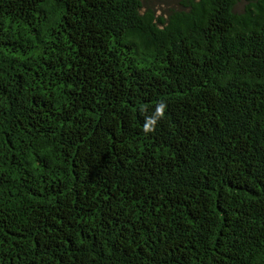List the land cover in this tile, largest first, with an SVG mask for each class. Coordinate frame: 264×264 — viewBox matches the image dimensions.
<instances>
[{
    "label": "trees",
    "instance_id": "16d2710c",
    "mask_svg": "<svg viewBox=\"0 0 264 264\" xmlns=\"http://www.w3.org/2000/svg\"><path fill=\"white\" fill-rule=\"evenodd\" d=\"M0 264H264V0H0Z\"/></svg>",
    "mask_w": 264,
    "mask_h": 264
},
{
    "label": "rangeland",
    "instance_id": "374dc122",
    "mask_svg": "<svg viewBox=\"0 0 264 264\" xmlns=\"http://www.w3.org/2000/svg\"><path fill=\"white\" fill-rule=\"evenodd\" d=\"M165 1H167V0H161V3H164ZM169 1V0H168ZM171 1V0H170Z\"/></svg>",
    "mask_w": 264,
    "mask_h": 264
}]
</instances>
